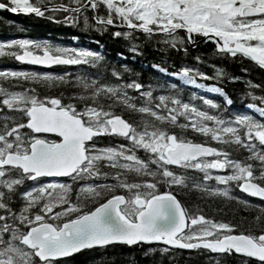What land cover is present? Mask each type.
Wrapping results in <instances>:
<instances>
[{"label": "snow or ice", "instance_id": "snow-or-ice-1", "mask_svg": "<svg viewBox=\"0 0 264 264\" xmlns=\"http://www.w3.org/2000/svg\"><path fill=\"white\" fill-rule=\"evenodd\" d=\"M0 10L99 33L111 28L136 55V33L180 51L199 38L220 57L245 58L264 70V0H2ZM0 53L75 69L0 70V264H68L84 251L153 244L162 253L210 250L264 264V94L241 96L255 116L229 113L224 89L203 83L219 80V69L208 76L188 65L171 73L151 65L218 94L223 107L195 92L185 100L175 84L125 80L126 66H108L97 50L9 38ZM43 86L47 93L38 90ZM186 190L251 209L250 228L186 204Z\"/></svg>", "mask_w": 264, "mask_h": 264}, {"label": "trees", "instance_id": "trees-1", "mask_svg": "<svg viewBox=\"0 0 264 264\" xmlns=\"http://www.w3.org/2000/svg\"><path fill=\"white\" fill-rule=\"evenodd\" d=\"M59 15L62 14H57V18ZM112 30L109 28L108 31L99 33L90 28L86 29L82 23H78L75 27L65 26L46 18L36 17L33 14H13L6 10H0V42L9 38H30L48 40L54 45L87 47L91 50L100 51L105 64L108 66H115L119 69L121 64L125 65L126 70H121L123 79H135L142 84L154 87L158 85L166 87L170 83L164 74L151 67L152 64H159L170 71H176L183 65L198 67L208 76H212L215 69H219L222 73L221 78L211 81L221 86L233 100L234 105L226 109L229 113H246L247 109L244 105L249 102V99L246 95L241 99L246 91H252L254 95L264 94V70L259 69L257 65L245 58H228L216 55L211 42H198L194 47L186 44L184 50L180 51L162 44L159 36L149 38L142 33H136L132 40L138 45L140 54L136 55L128 51V40L123 37L113 38L110 35ZM117 53L122 54L124 59L117 56ZM194 57H199L201 62L197 63L193 59ZM4 68L51 72H72L75 70L73 66L42 69L30 65H21L14 58L0 53V70ZM228 76L239 77L240 79L229 81ZM245 79L260 87L246 89ZM188 88L177 86L181 97L185 100L190 99L194 92ZM38 90L42 94L49 91L46 86L39 87ZM70 91V88L60 89V92L65 95L69 94ZM53 94L57 93L53 91ZM131 94L135 95V93ZM153 94L156 95L157 93L154 92ZM196 94L201 96L199 93ZM206 95H210L209 92H206ZM214 99L223 107L222 98L216 96ZM194 102L200 103L199 100ZM125 115L129 119L138 118L137 114L132 112H126ZM257 118L259 117L257 116ZM103 142L107 143L108 141L105 138ZM180 198L186 204L202 207L207 215L231 221L244 230L250 228L252 218L256 215L251 209L243 208L234 201H227L223 198L202 199L201 194L195 190L182 191ZM148 247L156 250L148 252ZM159 247L161 246L154 244L133 247L115 245L81 252L73 256L68 264H242L238 254L235 253L231 255L213 254L204 250L182 249H169V251L162 253L159 251Z\"/></svg>", "mask_w": 264, "mask_h": 264}, {"label": "water", "instance_id": "water-1", "mask_svg": "<svg viewBox=\"0 0 264 264\" xmlns=\"http://www.w3.org/2000/svg\"><path fill=\"white\" fill-rule=\"evenodd\" d=\"M20 63H22V62H20ZM22 64H27V63H22ZM41 67V66H40ZM52 67V66H51Z\"/></svg>", "mask_w": 264, "mask_h": 264}, {"label": "rangeland", "instance_id": "rangeland-1", "mask_svg": "<svg viewBox=\"0 0 264 264\" xmlns=\"http://www.w3.org/2000/svg\"><path fill=\"white\" fill-rule=\"evenodd\" d=\"M50 42V41H49ZM72 47H76V46H72ZM87 48V47H86ZM89 49V48H88ZM170 77V76H169Z\"/></svg>", "mask_w": 264, "mask_h": 264}, {"label": "bare ground", "instance_id": "bare-ground-1", "mask_svg": "<svg viewBox=\"0 0 264 264\" xmlns=\"http://www.w3.org/2000/svg\"><path fill=\"white\" fill-rule=\"evenodd\" d=\"M249 111H247V113H248Z\"/></svg>", "mask_w": 264, "mask_h": 264}]
</instances>
